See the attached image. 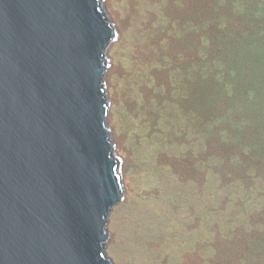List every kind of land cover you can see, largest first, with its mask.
Wrapping results in <instances>:
<instances>
[{
  "label": "rangeland",
  "instance_id": "1",
  "mask_svg": "<svg viewBox=\"0 0 264 264\" xmlns=\"http://www.w3.org/2000/svg\"><path fill=\"white\" fill-rule=\"evenodd\" d=\"M101 8L115 31L105 55V95L123 187L122 200L107 215L106 257L113 264H239L241 239L255 238L254 221L264 229V207L256 219L257 212L236 206L247 222L228 227L226 201L242 199L240 165L263 156L245 153L249 139L234 127L230 134L227 128L218 132L213 117L215 111L231 112L235 98L240 110L232 112L238 118L244 95L236 79L245 72L241 51L233 57L240 47L229 45L235 32L247 37L251 31L234 20L227 35L233 15L217 0H102ZM226 53V64L218 67L231 71L226 85L238 84L232 97L215 91L214 59ZM256 121L264 128L262 116ZM232 150L242 152L244 161L228 167ZM229 171L234 185L221 183ZM215 203L217 214L211 212Z\"/></svg>",
  "mask_w": 264,
  "mask_h": 264
},
{
  "label": "water",
  "instance_id": "2",
  "mask_svg": "<svg viewBox=\"0 0 264 264\" xmlns=\"http://www.w3.org/2000/svg\"><path fill=\"white\" fill-rule=\"evenodd\" d=\"M102 0H0V264H113L123 196Z\"/></svg>",
  "mask_w": 264,
  "mask_h": 264
},
{
  "label": "trees",
  "instance_id": "3",
  "mask_svg": "<svg viewBox=\"0 0 264 264\" xmlns=\"http://www.w3.org/2000/svg\"><path fill=\"white\" fill-rule=\"evenodd\" d=\"M217 4L225 6L227 8V12L232 13L233 15L232 25H228L227 27V35H229V33H231L234 29V20H239V22L241 21V24L245 26L246 31H251L247 37H244L242 33L235 32V35L232 36L234 38L230 39L229 45L230 47L232 42H234L235 47H240L239 50H236L238 53H233V57L235 58L241 51L242 54L239 58V64H241L242 69H244L243 73L245 72L243 77H238L237 79L235 78L236 81H238V84L242 86V97L244 95L238 118H235L232 112L235 108H237V112L240 110L238 105V101H240V99L237 100L235 98L232 102V107L229 108L231 109V112L225 115H219L215 111V115L213 117V120L216 123V126L214 127L218 132L227 128L230 134L232 132L230 126L234 127V131H239V136L240 133L243 132V140L245 142L249 139L248 143H243L246 146L244 152L246 153V150L251 151L252 157H256L258 154L263 156V158L256 159L254 163L248 162L240 165L244 186L238 196L242 199L237 201L235 200V203H229L226 201L227 211L225 210V212H231L230 217L226 216V225L229 227L234 223L240 222L241 228H243L247 222V218L244 216L242 211H240V215L239 210L234 208L239 206L240 210L246 211L247 214L251 211L255 213L257 212V219L261 216L260 212L263 211L262 208L264 207V128H259L260 126H257L258 121H256V123L252 122V119H258L259 116H262L264 120V0H217ZM217 22L219 25L221 24V21ZM236 28L239 29V27ZM240 30L243 32L244 28H241ZM248 37L249 40L247 39ZM227 58L228 54L226 53L225 57L219 55L214 59V65L217 67L214 76L218 86L215 87V91L224 90L225 93L229 94V97H232V94L238 92L236 89L238 84L234 85V82L232 81V83H229V86L226 85L224 77L231 74V71L224 66H222V68L218 67L221 65L220 63L226 64ZM249 67H253L251 68V72H253L257 80L254 78L253 74L249 75L248 72H246L247 68L249 69ZM259 71L261 72L260 75L257 74ZM231 78L234 79V77ZM241 81H243V84H241ZM251 92H254L257 96L256 100L254 101L252 95L250 94ZM242 112L243 114L241 116ZM253 126L257 129H255ZM218 134L221 136L223 135V133ZM229 134L226 136L228 140L232 139ZM238 141L240 142L241 138H239ZM243 161L244 155L242 152L237 153L232 150L230 156H228L226 160V163L229 167L237 164V162L241 163ZM216 163L214 161V164ZM200 164L201 163H198L199 167ZM212 173L213 171L210 173V175ZM227 173V179L223 180L221 183H226V185L231 183V185H234L235 176L230 173V171ZM210 177H212V175ZM212 178L217 179L216 177ZM225 189H227V187ZM213 190H215V188ZM215 196L216 198L214 201L216 200L218 203V195L215 194ZM218 209H220V207L215 203L211 212L217 214L219 212ZM254 222L256 224H253V227H255L256 230L254 231L255 238L250 242L252 244L246 243L247 241L245 238L241 239L243 245H241L239 264H264V229H262V224L259 221Z\"/></svg>",
  "mask_w": 264,
  "mask_h": 264
}]
</instances>
